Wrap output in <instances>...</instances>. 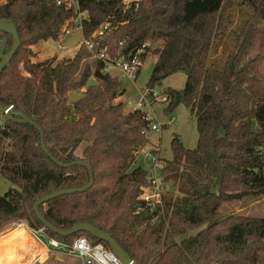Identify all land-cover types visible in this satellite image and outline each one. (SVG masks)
<instances>
[{
  "label": "trees",
  "instance_id": "1",
  "mask_svg": "<svg viewBox=\"0 0 264 264\" xmlns=\"http://www.w3.org/2000/svg\"><path fill=\"white\" fill-rule=\"evenodd\" d=\"M58 1L0 4V15L13 22L20 40L0 73V102L40 128L0 116V177L13 185L0 194V229L14 221L44 228L34 202L89 181L85 167L52 161L43 140L62 163L88 162L94 180L85 191L38 206L55 227L97 226L137 264H264V216L220 210L225 202L264 196V0H78L86 14L82 38L106 48L111 59L156 54L148 88L177 71L186 74L179 102L196 120L197 144L185 148L173 137V156L164 160L161 174L178 194L163 193L157 202L142 197L147 172L133 166L149 144L153 119L115 102L124 93L118 76L101 72L97 60L93 66L83 62L79 50L72 57L30 58V46L58 40L75 27V14ZM234 7L249 12L230 30ZM105 25L103 39L93 38ZM91 77L94 85H88ZM163 90L166 111L177 105L176 91ZM69 92L83 97L69 103ZM82 235L109 249L85 231L62 236L44 229V238L64 244Z\"/></svg>",
  "mask_w": 264,
  "mask_h": 264
},
{
  "label": "rangeland",
  "instance_id": "2",
  "mask_svg": "<svg viewBox=\"0 0 264 264\" xmlns=\"http://www.w3.org/2000/svg\"><path fill=\"white\" fill-rule=\"evenodd\" d=\"M6 0H0V4ZM127 0L126 2H128ZM236 2L237 0H232ZM245 12H249L247 7L235 8L231 11L232 25L230 30H234L239 26L242 21ZM232 32V31H231ZM82 39L81 29L79 27H73L72 30L62 35L58 40H42L37 44L30 46L32 52L31 60L39 61L49 58H64L72 57L77 50L83 54V62L93 66L95 59L93 56L82 46L80 42ZM231 37L226 38L227 50L231 47ZM59 45L62 48H59ZM156 44L152 45V48ZM156 54L149 51L148 55L141 62L139 72L134 80L119 77V74L115 71L113 76H118L120 87L124 89V93L116 101H122L125 110L136 109L137 104L140 101L141 92L148 88L147 81L150 75L153 63L155 61ZM186 74L183 71H177L172 73L161 80L158 84H155L153 89L160 92V90L169 88L175 91H180L185 84ZM96 83L95 78L88 80V85H94ZM78 94V93H77ZM128 102H131L128 105ZM167 103L163 102H147L144 104L143 110L146 111L148 116L153 119L154 123L160 124V129L151 130L148 134L149 144L146 145L136 156L133 166H141L149 175L152 170L151 157L152 155H158L161 160L172 159L171 141L174 136H178L185 148L192 149L197 144L198 132L197 125L194 116L190 113L189 109L185 106L184 102L177 103L172 109L164 110ZM83 145H80L75 150V154L80 155ZM13 185L3 177H0V194L5 193ZM163 193L178 194L176 186L173 182L164 183ZM220 210L223 214H240L246 216H264V196L259 198H245L240 201L225 202L221 205ZM21 222V221H16ZM12 223V222H11ZM0 229V234L8 230L12 225ZM44 243L46 239L42 237ZM37 246L32 245L21 252L19 259L16 258L15 264H26L30 261V256L34 254H40L41 251L36 250ZM82 264L79 259L62 255L57 252H48L33 264Z\"/></svg>",
  "mask_w": 264,
  "mask_h": 264
},
{
  "label": "built area",
  "instance_id": "3",
  "mask_svg": "<svg viewBox=\"0 0 264 264\" xmlns=\"http://www.w3.org/2000/svg\"><path fill=\"white\" fill-rule=\"evenodd\" d=\"M58 4H63L67 9L73 11L75 14L73 24L81 29V20L86 17V14L80 10L78 0H61L58 1ZM104 29H106V25L96 31L92 37L95 39L97 38L98 40L103 39ZM70 30H72V28L66 29L65 33ZM119 44L122 46L123 42H119ZM80 45L85 47L95 60L103 64L101 72L113 75L116 71L121 79L128 78L134 80L136 78L142 62L138 56L128 58L124 55L117 54V58L111 59L110 55L106 52V48L98 47L91 38H82ZM59 48H62V46L59 45ZM168 100V96L164 90L158 92L153 88H146L141 92L140 101L137 104L136 109L143 110L144 104L147 102L158 101L168 103ZM130 104L131 102H128V105ZM160 127V124L157 122L151 124V130H158ZM151 163L152 170L149 175L147 174L149 183L147 187L144 188L142 197L146 200L157 202L160 201L164 191V182L161 174L164 164L161 158L155 154L151 157ZM17 224L20 223L16 221L11 223L12 226H16ZM34 232L41 237V241L48 252H57L79 259L82 264H120L119 259L110 251V249L106 248L101 242L92 243L83 235L75 238L71 244L61 243L52 237L45 238L46 243H44L42 240V237H44V228H39L38 230H34Z\"/></svg>",
  "mask_w": 264,
  "mask_h": 264
},
{
  "label": "water",
  "instance_id": "4",
  "mask_svg": "<svg viewBox=\"0 0 264 264\" xmlns=\"http://www.w3.org/2000/svg\"><path fill=\"white\" fill-rule=\"evenodd\" d=\"M0 33L1 34V43H0V73L3 70V68L9 63L12 56L15 54L16 50L18 49L20 45V40L18 36L17 29L13 22L2 18L0 15ZM8 36L11 37V44L8 43ZM176 98L174 105H176L179 102V91H176L175 93ZM83 96L81 94H77L75 92H69L68 94V102L74 103L78 100H80ZM0 116L12 120L15 122L20 123H28L33 126H35L37 129H40L39 126L36 124L34 120L27 117L25 114H23L20 111H17L14 109L13 105L7 102H0ZM42 132H40V135L42 136ZM41 148L47 154L52 161L57 163L60 166L63 167H69L72 165H80L87 169L89 181L86 185L75 187V188H67L63 189L57 192H52L49 194H46L42 196L41 198L37 199L33 204V210L36 213V216L38 220L43 224L44 229L49 230L51 232H54L56 234L67 236L71 235L73 233H77L79 231H85L87 232L91 237L97 238L101 241H104L108 244L110 251L119 259L120 264H137L130 256L129 254L119 245V243L106 231L98 228L97 226H94L89 223H78L72 226L71 228L67 230H61L51 223H49L43 215L40 213L38 206L40 204L45 203L49 199L64 195V194H71L75 192H82L87 189H89L93 184V174H92V167L91 165L84 161V160H73L69 163H62L59 160H57L46 148V146L43 143V140H41ZM20 223V222H19Z\"/></svg>",
  "mask_w": 264,
  "mask_h": 264
},
{
  "label": "crops",
  "instance_id": "5",
  "mask_svg": "<svg viewBox=\"0 0 264 264\" xmlns=\"http://www.w3.org/2000/svg\"><path fill=\"white\" fill-rule=\"evenodd\" d=\"M37 237L42 242L41 237L38 235ZM33 244L36 245L35 240L24 222L10 227L0 234V264H15V260L19 258L21 252ZM76 263L79 264L78 261Z\"/></svg>",
  "mask_w": 264,
  "mask_h": 264
},
{
  "label": "bare ground",
  "instance_id": "6",
  "mask_svg": "<svg viewBox=\"0 0 264 264\" xmlns=\"http://www.w3.org/2000/svg\"><path fill=\"white\" fill-rule=\"evenodd\" d=\"M28 230L30 231L31 235L33 236V238L35 240V244L37 246L36 250L41 251L40 254H34V255L30 256V258H29L30 262L26 263V264H33L34 261L38 260L39 258H41L43 255L46 254V247L44 244H42V242H40V240L37 237V234L34 231H32L29 227H28Z\"/></svg>",
  "mask_w": 264,
  "mask_h": 264
}]
</instances>
